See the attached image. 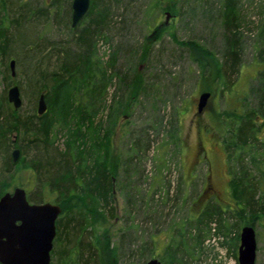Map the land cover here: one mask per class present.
<instances>
[{
	"label": "rangeland",
	"instance_id": "374dc122",
	"mask_svg": "<svg viewBox=\"0 0 264 264\" xmlns=\"http://www.w3.org/2000/svg\"><path fill=\"white\" fill-rule=\"evenodd\" d=\"M50 1L4 0L3 12L0 5V18L7 27L10 48L6 55L0 54V92L5 86L6 91L13 84L18 86L22 104L17 112L21 116L35 113L40 83L49 85L51 73L58 70V57L52 47L59 45L74 50L68 25L72 0H61L59 10ZM98 3L108 8V15L101 32L93 35L92 59L106 67L111 79L103 94L106 101L95 121L102 122L104 127L111 126V105L117 100L129 102L110 131L113 152L119 158L114 175L112 215L97 218L95 223L90 218L103 264H113L112 248L115 264H146L153 257L160 264H237L239 233L244 220L222 213L224 220L220 225L209 222L210 231L204 222L199 243L195 240L199 228L192 217H197L207 202H216L222 209L233 204L229 178L230 170L236 166L228 164L222 146L220 112L234 106L240 108L241 95L246 97L245 109H256L259 105V95L252 94L249 88L264 81V65L256 63L260 58L259 49L264 48V0L235 2L240 49L237 72L228 71V65L223 64L224 0H98ZM41 8L49 9L48 13L32 17L31 13ZM89 8L90 3L75 28L86 24ZM26 12L29 17H25ZM189 40L213 52L215 59L222 63L224 93L218 91L219 79L207 77L208 70H201L193 61L190 48L181 44ZM112 54L115 59L108 66ZM142 55L146 56L144 60ZM10 59L15 60L14 76L8 68ZM136 72L141 74L143 84L130 103L131 87L126 83L136 80ZM41 74L46 76L45 80ZM205 90L210 96L198 112V96ZM79 97L85 102L83 93ZM55 129L52 138L58 155L65 146L68 130ZM8 139L0 146V179L6 175L2 171L4 156L15 148L12 139L21 145L18 162L40 159L43 178L49 174L45 158L54 156V149L50 148V152L43 145L29 144L22 133L11 132ZM137 140L138 149L133 144ZM28 175L27 169L15 172L14 182L7 191L16 186L24 189L27 186L28 190L32 184L30 178L26 185ZM36 189L30 186L31 191ZM255 192L263 193L259 189ZM60 217L62 234L57 244L64 250L75 239L63 230L67 217ZM73 217L71 224L74 225L80 216L73 213ZM226 226H230L228 233L221 230L216 234ZM253 228L255 264H264V227L255 224ZM58 245L55 252L53 244L54 255L50 252L51 264H62L63 252H58ZM171 255L174 259L170 262ZM77 259L75 264L85 263L84 258ZM91 260L87 264H93Z\"/></svg>",
	"mask_w": 264,
	"mask_h": 264
},
{
	"label": "trees",
	"instance_id": "16d2710c",
	"mask_svg": "<svg viewBox=\"0 0 264 264\" xmlns=\"http://www.w3.org/2000/svg\"><path fill=\"white\" fill-rule=\"evenodd\" d=\"M60 1L51 0L50 4L57 6L55 8L59 10ZM235 2L236 0H224L222 4L226 32L223 64L228 65V71L230 72H237L240 55ZM0 5L3 12L5 9L4 0H0ZM48 10L41 8L39 11L31 13V15L39 18V16L46 15ZM28 13L26 12L25 17H29ZM107 15L108 8L106 6L99 5L98 0H90V8L86 16L88 20L84 26L79 29L75 26L72 27L71 19H68L70 20L69 29L73 34L74 50L59 45L52 47L58 57V70L51 73V83L49 85L42 82L40 83L42 88L37 90L39 94L44 92L47 105L44 113L38 115L35 109V113L21 116L7 100L5 95L6 86L0 92V146L9 141V133L16 132L22 133L23 139L29 144H40L47 150L54 149V156L45 158L50 169L49 174L44 178L40 173L41 168H43L40 159L38 161L30 160L29 163H24V159L14 162L12 151L10 154H6L2 169L6 175L0 179V196L8 190L10 183L14 182L12 180H14L15 172H20L21 168L29 170V175L25 181L27 182L26 185H28L31 178L32 184L30 186L37 189L31 191L29 186L27 190L26 186L27 199L29 198L36 203L52 201L61 206V212L56 219V234L53 239L55 252L62 234V230H59L62 221L60 216L65 215L67 217V221L63 224V230L68 235L71 234L76 241L64 250H62L59 243L58 252H63L61 256L62 264H75L78 256L84 258V264H87L89 259H92L93 264H103L98 241L94 238L95 234H92L93 228L90 218L95 223L94 220L97 218L112 215L115 200L114 175L119 164V158L113 152L110 131L115 119L117 116L119 117L121 111L127 108L129 102L117 100L115 105H111L109 110L111 126L104 127L102 122L95 121V116L106 101L103 94L111 75H108L105 66H100L99 63L93 61L92 38L95 33L101 32V26L106 23ZM6 30L5 21L0 18V54L2 55H6L10 49L9 35ZM181 44L190 48L192 59L201 70H208L207 77L211 76L219 79L218 91L221 94L224 93L225 84L222 82L221 75L222 63L215 59L213 52L192 40ZM259 53L260 58L256 63L258 66H262L264 65V48L259 49ZM145 57L142 55V60ZM114 59V54L110 55L107 65L111 66ZM42 77L43 80L46 79L45 75H42ZM135 77L136 80L133 83V79L126 83L127 86L131 87L128 99L130 103L137 97L143 84L139 72L135 73ZM263 84L264 81L252 89L249 88L252 94L259 95V105L256 109H245L243 103L246 97L241 95L240 108L234 106L231 110L226 109L220 112V122L223 128L221 132L222 146L228 164H235L236 166V169L230 170L231 176L229 178V192L233 204L226 205L222 209L216 202H207L197 213L198 218L192 217V221L199 228V233L195 237V240L197 239L199 243L201 242L202 235H200V232L204 222H206L207 229L210 231L209 222L214 221L216 226L220 225L224 220L222 213L226 212L240 220L243 219L244 224L253 226L260 224L264 227ZM34 85L36 86V83ZM81 93L85 95V102L80 100ZM54 127H57L58 131L61 128H67L68 130L65 146L58 153L59 156L55 155L56 147L54 146V138H52V134L56 132ZM177 138L179 137L177 136ZM12 143L15 148L21 147L16 139H12ZM133 144L136 149L140 148L139 140L134 141ZM147 146L146 143L145 148ZM7 149L5 148V150ZM43 156L45 157V155ZM131 161L132 159L129 160V162ZM125 163L127 164V162ZM11 167L13 168L11 169ZM258 189L262 190L263 193H256L255 191ZM73 213H78L80 216L79 221L74 225L71 224L74 219ZM229 229L230 226L219 228L216 234L221 230L222 233L226 234ZM51 250V254L54 255L53 247ZM111 250L114 254L113 264H115V251L113 248ZM173 259L174 256L171 255L170 262Z\"/></svg>",
	"mask_w": 264,
	"mask_h": 264
},
{
	"label": "water",
	"instance_id": "95a60500",
	"mask_svg": "<svg viewBox=\"0 0 264 264\" xmlns=\"http://www.w3.org/2000/svg\"><path fill=\"white\" fill-rule=\"evenodd\" d=\"M90 0H72L71 26H76L86 14ZM168 13L166 16L168 17ZM11 76L15 74V60H9ZM210 96L209 91L199 93L197 111L201 112ZM7 100L14 109L21 104L20 90L16 84L6 91ZM44 92L38 96L36 113L46 110ZM20 156L18 148L12 150V160ZM61 212L57 203L30 202L24 188L16 186L0 196V264H50V252L56 234V219ZM256 239L252 225L244 224L239 233L237 264H255ZM146 264H160L153 257Z\"/></svg>",
	"mask_w": 264,
	"mask_h": 264
}]
</instances>
